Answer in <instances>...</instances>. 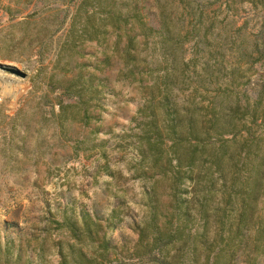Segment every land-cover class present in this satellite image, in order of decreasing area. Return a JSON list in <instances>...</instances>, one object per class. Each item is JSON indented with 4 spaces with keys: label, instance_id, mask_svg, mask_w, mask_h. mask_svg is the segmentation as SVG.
I'll use <instances>...</instances> for the list:
<instances>
[{
    "label": "rangeland",
    "instance_id": "1",
    "mask_svg": "<svg viewBox=\"0 0 264 264\" xmlns=\"http://www.w3.org/2000/svg\"><path fill=\"white\" fill-rule=\"evenodd\" d=\"M115 6L137 7L153 28L160 26L162 14L181 27L184 37L175 63L176 70L184 72L171 84L176 105L198 103L205 110L230 93L241 106L252 108L261 93L262 116L251 123L247 115L241 119L261 130L257 124L264 120V0H116ZM66 8L72 12L73 3L0 0V248L9 247L12 258L20 253L22 261L28 256L33 261L37 244L43 242L42 264H58V242L65 251L66 241L72 242L63 220L81 222L79 212L87 211L101 225L96 239L110 238L124 253L132 250L141 231L145 237L152 213L162 230L177 225L169 179L140 175L136 152L142 119L137 109L151 78L163 73L154 70L152 77L148 68L166 65L158 37L143 35L136 24L120 30L107 27L99 40L77 41L73 50L59 52L69 19L51 32ZM126 48L135 56L133 61H125ZM3 66L22 71L30 87L22 92L21 75ZM130 68L135 75L128 74ZM78 73L93 79L100 92H85L80 98L66 94L64 86ZM246 136L242 129L235 139ZM260 144L251 158L264 155V142ZM238 173L242 179L248 175L241 168ZM260 180L263 187L241 222L236 220L242 211L240 195L229 189L228 181L227 187L208 196L206 226L198 202H191L193 224L188 225L194 231L180 250L184 260L194 256L197 264H204L208 253L209 263L264 264V175ZM183 240L166 245L159 257L169 261ZM88 242L83 239L80 245ZM194 243L197 249L192 252ZM127 263L160 264L148 257Z\"/></svg>",
    "mask_w": 264,
    "mask_h": 264
},
{
    "label": "trees",
    "instance_id": "2",
    "mask_svg": "<svg viewBox=\"0 0 264 264\" xmlns=\"http://www.w3.org/2000/svg\"><path fill=\"white\" fill-rule=\"evenodd\" d=\"M62 1L66 5L73 3L74 10L69 12L68 8L64 9L57 26L51 32V34L56 32L67 18L69 19L66 40L59 52L73 50L77 41L99 40L108 32L107 27L111 30H120L129 24H136L143 35L158 37L157 42L161 44L166 65L148 68L152 77L154 70H161L163 73L151 78L152 82L147 86L145 101L137 109L142 119L137 124L139 134L136 152L141 164L140 175L160 174L169 179L177 225L171 230H162L156 226L155 213H152L148 221V224L152 225L145 232V237L141 231L132 250L124 253L121 250L117 251L111 244L110 238L103 236L102 239H96L94 235H97L101 225L87 211L81 214L79 212L81 222L69 218L63 220V224L66 223L68 226L72 242L66 241L67 251L58 242L56 248L58 264H111L112 262L128 264L129 259L141 260L146 257L160 264H197L194 256L191 260H184V254L180 252L188 244L187 239L191 236L193 238L194 230L192 225H188V222L193 220L190 212L191 202H198V213L200 218L204 219L206 226L207 208L211 205L208 196L214 195L219 187H227V183L230 182L229 189L235 192V195H240L239 203L242 211L239 217L236 216V220L241 222L243 212L251 208L256 191L263 187V180L260 178L264 175V155L256 159L251 158V154L257 155L260 142H264V120L257 124L261 126V130H254L247 123L241 122L246 115L250 123L262 116L258 111L261 105V93L252 108L241 106L230 93H224L217 104L214 102L205 110L198 103L178 106L172 99L171 84L184 72V68L177 71L178 65L175 63L176 51L180 48L184 35L180 32L181 27L179 28L170 15L162 14L160 26L153 28L143 21L137 7L131 9L128 6L116 7V0ZM128 43L132 44V37H129ZM122 53L126 62L135 59L128 48L123 49ZM181 65L185 67L186 63L181 62ZM128 74L135 75V70L130 68ZM92 82L93 79H86L82 73H78L75 80L72 79L63 89L66 94L79 98L85 92L90 94L100 92L97 85L94 86ZM224 101H226L225 108L222 106ZM242 129L246 130L247 136L242 140H236L235 136ZM225 135L230 137H224ZM253 144L254 151L251 150ZM142 164H146V167L144 168ZM240 168L241 173L248 172L243 179L242 175L239 177ZM230 170L232 171L229 174ZM197 193L201 195L195 196ZM186 194L189 196H185ZM240 230L237 227L236 234H239ZM194 234L197 235L198 232L195 231ZM183 238L182 243L177 246V254L170 255L169 261L159 257L166 245L176 243ZM83 239H88L89 244L80 245ZM231 239L233 238L226 240L225 246L229 245L228 241ZM37 248L36 260L33 261L29 256L22 261L20 253L12 258L9 247L0 248V264H34V261L37 262L35 264H42L44 243L39 242ZM196 249L197 244L194 243L192 252ZM204 264H215L214 261L209 263L208 253Z\"/></svg>",
    "mask_w": 264,
    "mask_h": 264
},
{
    "label": "built area",
    "instance_id": "3",
    "mask_svg": "<svg viewBox=\"0 0 264 264\" xmlns=\"http://www.w3.org/2000/svg\"><path fill=\"white\" fill-rule=\"evenodd\" d=\"M19 79H21V81H22L19 84V86L21 87V91L24 92V91H26L30 87L31 84L29 82V79H28L27 75L19 76ZM8 85L10 86L11 84L8 83ZM8 93H9V96H12L13 95V92L12 91H10Z\"/></svg>",
    "mask_w": 264,
    "mask_h": 264
},
{
    "label": "water",
    "instance_id": "4",
    "mask_svg": "<svg viewBox=\"0 0 264 264\" xmlns=\"http://www.w3.org/2000/svg\"><path fill=\"white\" fill-rule=\"evenodd\" d=\"M3 68H6V69L10 70L11 72H13V73H15V74H18V75H21V76H24V75H25L22 71H20V70L14 68V67L3 66Z\"/></svg>",
    "mask_w": 264,
    "mask_h": 264
}]
</instances>
